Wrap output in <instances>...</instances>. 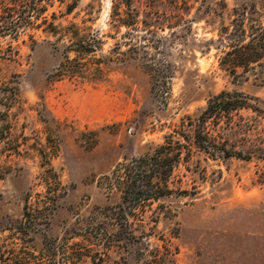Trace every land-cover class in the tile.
Listing matches in <instances>:
<instances>
[{
	"label": "rangeland",
	"instance_id": "374dc122",
	"mask_svg": "<svg viewBox=\"0 0 264 264\" xmlns=\"http://www.w3.org/2000/svg\"><path fill=\"white\" fill-rule=\"evenodd\" d=\"M46 1L31 26L0 36V255L264 264V0H136L133 30L110 27V0H80L68 15ZM87 18L104 79L50 80L67 42L44 31L48 22ZM222 90L257 107L207 122L237 154L222 159L180 138L181 156L160 183L168 192L118 209L130 181L149 169L141 158ZM74 254L82 259L67 263Z\"/></svg>",
	"mask_w": 264,
	"mask_h": 264
},
{
	"label": "trees",
	"instance_id": "16d2710c",
	"mask_svg": "<svg viewBox=\"0 0 264 264\" xmlns=\"http://www.w3.org/2000/svg\"><path fill=\"white\" fill-rule=\"evenodd\" d=\"M79 1L58 0L59 6L64 8L62 14H70L78 6ZM135 2L136 0H110L108 23L111 28L119 30L121 27H126L133 30L137 26L139 9ZM47 4L50 3L46 0H0V36L11 34L15 37L19 28L31 26L32 17L37 18L43 14L48 6ZM87 6L93 8L95 5L91 3ZM52 17H55V13H52ZM87 20L89 19H83L81 21L82 25L74 22L66 25H54L53 22H48L44 31L55 37L56 41L67 42L62 46V59L49 74L50 80L80 77L88 81L99 82L104 79L105 61L90 56L101 48V40L96 33L88 31V26L85 25ZM46 22L47 18L43 17L41 23ZM116 52L118 54L119 51ZM70 53L73 54L72 57H70ZM111 58L109 57L106 60L109 62L117 59L121 60L120 57ZM122 60L125 61V58ZM234 68L235 66L232 67V70ZM245 107L257 110V107L249 105L245 101L241 92L222 90L211 96L195 119L187 117V124L189 125H177L172 133L164 136L163 144L157 146L151 154H146L145 157L141 158L140 164H146L149 169L141 171L143 172V178L138 183L135 179L130 181L123 191L122 201L118 209L122 210L127 201L154 199L168 192L167 187L161 190L160 183L166 182V177L181 156L183 143L180 138L190 140L198 149L204 152L211 150L213 152L212 156L226 159L236 155L237 153L234 150L225 149L223 144L211 137L207 130V122L210 119H217L223 113ZM154 177L156 181H153ZM149 187L157 188L158 191L149 193ZM26 216L28 217L29 213L25 208L23 218ZM22 226L23 221L19 223L17 228L15 227V231L21 233ZM9 229L12 230L10 227ZM81 259L82 254H74L67 257L66 262L75 263ZM0 261L1 264H41L39 261L31 260L30 256L26 257L13 252H11V256L3 257V255H0Z\"/></svg>",
	"mask_w": 264,
	"mask_h": 264
}]
</instances>
